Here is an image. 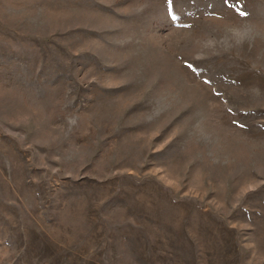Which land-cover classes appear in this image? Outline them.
<instances>
[{
  "label": "rangeland",
  "instance_id": "374dc122",
  "mask_svg": "<svg viewBox=\"0 0 264 264\" xmlns=\"http://www.w3.org/2000/svg\"><path fill=\"white\" fill-rule=\"evenodd\" d=\"M174 14L0 0V264H264V0Z\"/></svg>",
  "mask_w": 264,
  "mask_h": 264
},
{
  "label": "snow or ice",
  "instance_id": "6c2138e0",
  "mask_svg": "<svg viewBox=\"0 0 264 264\" xmlns=\"http://www.w3.org/2000/svg\"><path fill=\"white\" fill-rule=\"evenodd\" d=\"M228 0H225V3H227ZM166 7L167 11L170 17L175 18L174 14V0H166ZM241 15H245V13H241Z\"/></svg>",
  "mask_w": 264,
  "mask_h": 264
}]
</instances>
